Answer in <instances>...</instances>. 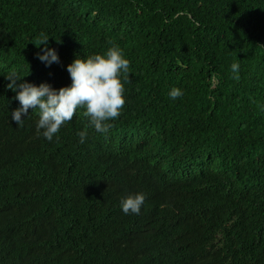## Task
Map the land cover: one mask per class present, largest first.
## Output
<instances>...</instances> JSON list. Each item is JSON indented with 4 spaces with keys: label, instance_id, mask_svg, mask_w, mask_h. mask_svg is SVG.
<instances>
[{
    "label": "trees",
    "instance_id": "16d2710c",
    "mask_svg": "<svg viewBox=\"0 0 264 264\" xmlns=\"http://www.w3.org/2000/svg\"><path fill=\"white\" fill-rule=\"evenodd\" d=\"M114 44L130 71L106 135L79 143L83 109L52 141L36 110L11 120L5 75L59 89ZM0 264H264V0H0Z\"/></svg>",
    "mask_w": 264,
    "mask_h": 264
},
{
    "label": "clouds",
    "instance_id": "9594fccd",
    "mask_svg": "<svg viewBox=\"0 0 264 264\" xmlns=\"http://www.w3.org/2000/svg\"><path fill=\"white\" fill-rule=\"evenodd\" d=\"M49 36L40 33L38 46L43 45L36 54L37 59L46 67L59 62V56L54 48L48 46ZM234 79H239L240 65L231 64ZM71 83L59 89L42 82L39 85L21 81V77L12 71L5 75L8 81L6 87L15 92L14 99L19 107L11 112V120L17 127H22L29 109L36 110L37 133L44 139L52 141L63 125L71 121L77 109H83L88 118V125L78 131L79 143H84L90 127L101 135H106L112 127L110 121L116 120L125 104L124 82L130 71V61L118 45L109 47L103 53L81 57L76 55L66 66ZM183 95L180 88L173 87L168 96L175 101ZM146 196L142 192L129 193L120 200V210L125 214L139 215Z\"/></svg>",
    "mask_w": 264,
    "mask_h": 264
},
{
    "label": "bare ground",
    "instance_id": "6f19581e",
    "mask_svg": "<svg viewBox=\"0 0 264 264\" xmlns=\"http://www.w3.org/2000/svg\"><path fill=\"white\" fill-rule=\"evenodd\" d=\"M234 174V173H233ZM68 255V254H67Z\"/></svg>",
    "mask_w": 264,
    "mask_h": 264
}]
</instances>
